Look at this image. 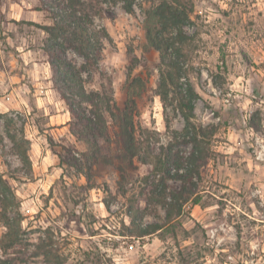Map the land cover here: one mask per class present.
<instances>
[{
  "label": "rangeland",
  "instance_id": "obj_1",
  "mask_svg": "<svg viewBox=\"0 0 264 264\" xmlns=\"http://www.w3.org/2000/svg\"><path fill=\"white\" fill-rule=\"evenodd\" d=\"M84 1L103 45L104 77L83 72L87 88L110 87V80L114 102L123 108L129 76L143 77L148 84L137 100L138 132L158 155L183 165L180 171L172 165V173L185 172L194 151L201 159L183 179L137 161L128 169L116 156L93 171L80 169L86 147L71 134V115L44 50L46 35L37 26L53 25V18L39 0H0V179L17 199L10 200L9 215L19 203L25 217L21 242L8 254L1 249L7 229L0 217V259L264 264V0H136L133 13L121 0ZM165 1L189 13L172 57L183 67L184 88L189 82L195 91L192 122L208 135L197 144L185 136L177 94L170 91L165 101L158 95L159 54L146 50L145 10ZM68 58L77 69L85 64L74 52ZM5 193L0 183V213ZM133 216L140 225L164 228L136 237Z\"/></svg>",
  "mask_w": 264,
  "mask_h": 264
},
{
  "label": "trees",
  "instance_id": "obj_2",
  "mask_svg": "<svg viewBox=\"0 0 264 264\" xmlns=\"http://www.w3.org/2000/svg\"><path fill=\"white\" fill-rule=\"evenodd\" d=\"M41 10L48 12L54 21L53 25H37L46 35L44 50L48 54L49 64L54 75V84L71 115L69 122L71 134L77 141L83 143L86 152L80 169L93 171V168L104 160H111L114 156L120 158L131 169L135 161L143 164H153L159 171L171 178L183 179L196 171L201 155L196 151L191 154L190 163L183 173H172V165H177L180 171L182 166L178 161L167 156L158 155L151 141L141 136L136 125L137 100L147 88V80L140 76H129L127 82V101L123 108H118L114 102L109 86L102 84L98 90H89L88 81L83 72L104 77L99 71V62L102 52L100 32L94 28L93 16L87 10L88 4L84 0H39ZM125 3L126 11L133 13V4L136 0H121ZM179 2V0H176ZM186 10V6L183 7ZM144 30L147 41L146 50H154L159 54V96L166 100L170 91L178 97V107L185 124V136L191 143L200 142L199 138H206L207 132L197 127L193 122L195 110V91L188 82L186 89L181 80L183 78L182 65L178 59L172 57L178 52L184 32V19L189 18L188 11H180L178 7L169 5L167 1L156 5L155 2L145 10ZM171 26L177 28L176 35L169 32ZM76 53L83 58L85 64L81 69L68 58L69 52ZM1 144V139H0ZM24 158L28 155L24 151ZM115 154V155H114ZM120 171L125 168L120 167ZM88 178V177H87ZM2 186L8 191L2 200L0 217L7 231L4 233L1 249L4 254L18 247L21 242L22 224L25 217L19 210V203H14L15 214L9 215V202L16 201V196L10 187L0 179ZM10 194V196H9ZM180 194V193H179ZM178 199L180 195H174ZM177 201V200H176ZM178 202V201H177ZM196 202V201H195ZM12 207V206H11ZM168 215V220L173 217ZM136 237L144 238L155 234L164 227L149 223L140 225L135 216L131 219ZM8 261H2L0 264Z\"/></svg>",
  "mask_w": 264,
  "mask_h": 264
}]
</instances>
